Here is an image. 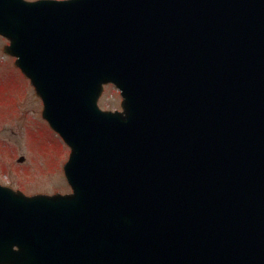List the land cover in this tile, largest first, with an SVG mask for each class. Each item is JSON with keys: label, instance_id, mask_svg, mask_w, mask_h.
<instances>
[{"label": "water", "instance_id": "water-1", "mask_svg": "<svg viewBox=\"0 0 264 264\" xmlns=\"http://www.w3.org/2000/svg\"><path fill=\"white\" fill-rule=\"evenodd\" d=\"M0 34L73 187L0 183V264H264V0H0Z\"/></svg>", "mask_w": 264, "mask_h": 264}, {"label": "rangeland", "instance_id": "rangeland-1", "mask_svg": "<svg viewBox=\"0 0 264 264\" xmlns=\"http://www.w3.org/2000/svg\"><path fill=\"white\" fill-rule=\"evenodd\" d=\"M8 42L0 36V181L29 195L71 192L64 174L70 147L45 120L44 102L32 81L5 52ZM105 87L100 107L121 109L119 89Z\"/></svg>", "mask_w": 264, "mask_h": 264}]
</instances>
